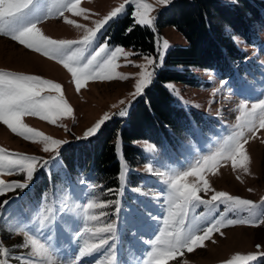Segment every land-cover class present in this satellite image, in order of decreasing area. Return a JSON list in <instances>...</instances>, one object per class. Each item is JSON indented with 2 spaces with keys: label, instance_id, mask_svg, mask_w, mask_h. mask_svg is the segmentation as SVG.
Instances as JSON below:
<instances>
[{
  "label": "rangeland",
  "instance_id": "obj_1",
  "mask_svg": "<svg viewBox=\"0 0 264 264\" xmlns=\"http://www.w3.org/2000/svg\"><path fill=\"white\" fill-rule=\"evenodd\" d=\"M223 1L231 3L234 0ZM121 2L123 0H81V7L99 15L92 16L90 20L72 16L70 13H65V15L70 19H76L78 23L91 27L92 20L102 17ZM147 2L153 5L151 15L155 17L159 10L170 4L159 5L157 0H147ZM126 11L132 12L133 7H127ZM38 27L45 35L53 39L77 40L83 35L82 30L66 24L54 12ZM154 33V42L156 36L159 35L169 41L170 48L187 44L183 34L172 26L156 29ZM232 38L244 53L240 65L242 71L236 70L232 76L220 78L213 69L192 67L191 70L199 79V84L164 82L163 85L174 86L175 93L165 88L170 92L175 103L190 115L187 131L177 138L172 137L164 140L160 145L146 139L134 140L133 144L140 147L144 158L134 165H130L126 161L130 171L123 188H121L119 180L115 190L104 191L99 185L93 184L94 182L89 179V173L76 171L72 174L68 172L62 164L60 151L68 145L86 141L77 140L76 137L82 136L83 132L94 124L103 113H114L124 107V105H119L120 100L131 99L128 94L133 91L135 74L140 71L133 65L144 63V54L139 53L129 57L133 65H127L123 58L118 61L121 66L117 71L131 74L128 80L90 79L85 81L77 91L71 73L62 64L25 49L10 38L0 35V69L38 75L59 83L61 85L60 93L48 89L46 94L62 95L73 109L71 115L58 117L55 124L30 115L21 118L22 122L29 127L56 139L66 140L68 143L59 150V167L54 164L50 165L49 168L43 169L37 174L29 187L0 196V203L5 200L9 201L3 208H0V238L4 245L13 246L10 248V264H16L17 257L25 249L18 247L22 234L12 233L9 235V233L25 216L31 219L37 215L40 208L47 207L52 209L53 221L48 228L43 230L46 237H51L45 242L51 245L58 261L64 262L72 257L79 244V238L75 237L74 233L83 226L82 205L93 197L98 201H120L119 211L115 204L102 209L107 213L102 218L103 221L116 224L115 240L110 241L109 244L115 243L119 264H138L142 260L149 248L143 241L154 239L155 236L156 222L152 221L151 217H162L167 207L163 196L157 195L161 193L164 186L162 174L173 168H186V159L194 160L199 154L206 153L210 149L214 150L217 141L232 130L238 115L237 108L242 100L248 101L250 104L264 99V29L258 30L257 38L253 44H247L238 35H233ZM99 42L103 43V39ZM123 47L125 50L138 53L131 47ZM149 55L155 56V50ZM221 81H225V84L221 85ZM213 89H218V91L213 92ZM113 104H117L116 109L111 107ZM191 113L195 114L197 119ZM248 135V143L245 144L246 155L249 157L248 172L246 173L240 168L234 171L231 161L221 162L216 174L210 173L207 178L215 190L226 191L231 195L252 200L259 206L261 197H264V129L259 130L255 137ZM145 141L156 146L154 154L143 148ZM0 147L12 152L41 156L45 159L55 155L53 152H43L41 144L25 140L12 133L2 122H0ZM117 156L120 163L119 155L117 154ZM146 165L153 167L151 173L145 170ZM238 176L239 179H237ZM0 178L24 180L23 175L20 174L4 175ZM187 179L192 181L196 178L188 177ZM204 198L207 199V196ZM203 211L205 209L201 206L196 210V214ZM218 211L222 212L223 207L221 206ZM260 211L261 209L258 207L252 214L240 211L239 215L251 218L259 215ZM73 217L78 220L77 224L72 223ZM229 218L234 217L229 214ZM221 232L223 235L212 233L211 239L204 241L203 246L194 249L193 252H188L185 249L183 255L169 261V264H225L237 253L241 255L264 253V225L262 224L255 226L236 224L222 228ZM41 239L45 240V237H41ZM108 247L106 245L105 249ZM103 252L104 249L101 250V254ZM263 257L257 255V259L248 262V264H259Z\"/></svg>",
  "mask_w": 264,
  "mask_h": 264
},
{
  "label": "snow or ice",
  "instance_id": "obj_2",
  "mask_svg": "<svg viewBox=\"0 0 264 264\" xmlns=\"http://www.w3.org/2000/svg\"><path fill=\"white\" fill-rule=\"evenodd\" d=\"M170 2L171 0H157L159 5H167ZM80 4L81 0H0V35L10 38L25 49L62 64L71 73L77 91L90 79L128 80L131 74L117 71L121 66L118 61L123 58L127 65H133L129 57L139 53L125 50L120 45H111L103 33L110 22L128 15L127 7H133L131 17L134 23L125 30L126 35L136 26L150 28L156 32V17L151 15L153 5L147 0H123L102 17L92 20V26L88 27L65 15L70 13L85 20L99 15L81 7ZM53 12L66 24L82 30L83 35L77 40L53 39L45 35L38 25L49 19ZM101 39L103 43L99 42ZM154 46L155 56L144 54V63L133 65L140 71L135 74L133 91L128 94L131 99L120 100L119 105L124 107L114 113H103L83 132L82 136L76 137L77 140H88L97 136L106 122L115 116L121 118L128 116L129 106L136 98L144 95L146 89L154 83L158 69L164 65L170 43L166 38L157 35ZM224 84L225 81H221V85ZM164 86L175 93L173 85ZM48 89L60 93L61 85L38 75L0 69V122L23 139L41 144L43 152L55 153L53 157L45 159L0 147V177L13 174L24 177L23 181L0 178V196L29 187L37 174L50 165L59 167V150L68 141L46 135L24 124L21 119L30 115L55 124L58 117L73 113V109L62 95H48L46 94ZM216 91L218 89H213V92ZM111 107L116 109L117 104ZM237 110L238 115L232 130L217 141L214 150L201 153L194 160L186 159V168H173L162 174L164 186L157 195L163 196L167 207L162 217H151V220L156 222L155 236L154 239L143 241L149 248L138 264H169V261L183 255L185 249L193 252L194 249L202 247L204 241L211 239L212 233L223 235L221 229L228 226L264 225V197H261L258 206L252 200L215 190L207 178L210 173L216 174L221 162L231 161L234 171L240 168L248 172L249 157L246 155L245 144L248 143V134L255 137L259 130L264 129V99L250 104L242 100ZM113 147L120 158L118 178L123 188L130 170L122 155L119 133ZM143 148L149 153L156 152V146L147 141L144 142ZM145 170L151 173L153 167L146 165ZM188 177L196 179L189 181ZM205 196L207 199L204 198ZM7 203H9L7 200L0 203V208ZM112 204H115L119 211V200L98 201L93 197L82 205L83 226L74 233L75 237L79 238L78 249L74 250L72 257L64 262L57 260L51 245L45 242L51 239L46 237L43 230L52 224V209L40 208L37 215L31 219L25 216L9 233V235L22 234L18 247L25 251L17 257L16 264H119L116 245L109 244L110 241L115 240L116 224L106 223L102 219L107 215L102 209ZM201 206L205 211L196 214V210ZM221 206L222 212L218 211ZM258 207L261 209L259 215L251 218L239 215L240 211L252 214ZM229 214L234 218H229ZM72 223L77 224L78 220L73 217ZM41 237H45V240ZM106 245L109 246L107 249H105ZM11 247L13 246L4 245L0 238V264H10ZM102 249L104 252L101 254ZM257 255L264 256V253L247 255L237 253L225 264H248L250 261H255Z\"/></svg>",
  "mask_w": 264,
  "mask_h": 264
},
{
  "label": "trees",
  "instance_id": "obj_3",
  "mask_svg": "<svg viewBox=\"0 0 264 264\" xmlns=\"http://www.w3.org/2000/svg\"><path fill=\"white\" fill-rule=\"evenodd\" d=\"M127 13L112 21L103 35L110 43L131 47L138 53H153L155 33L150 28L136 26L125 34L134 23L131 12ZM166 26L176 28L187 44L168 50L154 83L144 95L136 98L128 116L113 117L97 136L60 151L62 164L68 172L89 173L93 184L104 191L115 190L119 184L120 163L113 147L118 133L124 160L134 165L144 158L140 147L133 144L134 140L146 139L160 145L164 140L177 138L187 131L190 115L175 103L164 82L199 84L192 67L213 69L220 78H228L236 70L242 71L240 65L244 53L232 36L242 37L247 44L254 43L258 30L264 29V0H234L231 3L223 0H171L156 14V29ZM191 115L197 119L195 114ZM259 264H264V257Z\"/></svg>",
  "mask_w": 264,
  "mask_h": 264
}]
</instances>
